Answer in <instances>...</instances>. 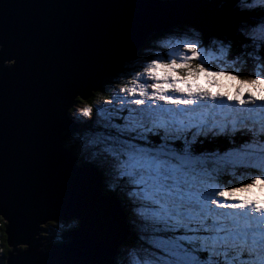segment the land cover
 I'll use <instances>...</instances> for the list:
<instances>
[{
	"label": "snow or ice",
	"instance_id": "obj_1",
	"mask_svg": "<svg viewBox=\"0 0 264 264\" xmlns=\"http://www.w3.org/2000/svg\"><path fill=\"white\" fill-rule=\"evenodd\" d=\"M239 5L252 11L264 8V0ZM157 39L170 52L128 53L107 71V84L73 89L62 101L65 120L56 129L55 152L73 166L60 163L52 194L25 204L24 236L12 237L25 254L40 245L33 233L42 230L41 221H59L48 229L59 239L71 220L67 236L77 237L83 220L74 208L88 206L101 227L79 242L87 258L57 264H264V11L241 29L238 41L189 29ZM132 56L144 60L141 70L123 69ZM16 64L0 42V70ZM223 76L239 80L235 94L213 91ZM201 77L207 86L197 83ZM217 138L223 147H200ZM240 168L247 182L236 177ZM96 177L100 183L93 186ZM113 194L132 222L130 238L115 253L100 207ZM9 211L0 207V221L7 216L8 231L16 233ZM63 247L61 240L39 257Z\"/></svg>",
	"mask_w": 264,
	"mask_h": 264
},
{
	"label": "water",
	"instance_id": "obj_2",
	"mask_svg": "<svg viewBox=\"0 0 264 264\" xmlns=\"http://www.w3.org/2000/svg\"><path fill=\"white\" fill-rule=\"evenodd\" d=\"M177 1L0 0V42L5 43L6 58L17 59L12 68L0 70V207H8L17 220L12 229L16 233L9 232L12 221L5 216L11 251L1 264H57L87 258L79 242L101 227L88 206L74 208L83 220L79 235L47 256L39 257L44 250L40 231L33 233L40 239L33 255L23 252V243L13 244L12 237L19 241L24 236L20 228L25 204L29 200L39 204L56 188L60 163L73 166L68 158L59 162L55 152L56 129L65 120L62 101L73 89L103 83L107 71L122 56L143 48L153 32L190 27L218 36L227 30L228 37L232 19L227 12L208 3ZM99 183L100 178H94L93 186ZM100 207L108 246L118 252L130 235L124 207L115 195ZM49 221H41L39 227ZM17 248L20 254H12Z\"/></svg>",
	"mask_w": 264,
	"mask_h": 264
},
{
	"label": "trees",
	"instance_id": "obj_3",
	"mask_svg": "<svg viewBox=\"0 0 264 264\" xmlns=\"http://www.w3.org/2000/svg\"><path fill=\"white\" fill-rule=\"evenodd\" d=\"M215 5H220L223 8L229 10L230 12L234 13L235 16L237 17L236 22L233 23V26L228 30V37L225 36V34L227 33V30L221 34V37H225L228 39H232L233 41H238L240 38V32L242 27L245 25L244 22H250L253 18H255L259 13H261L262 11H264V8H261L260 6H257V8H255L252 11H242L239 5V0H213ZM249 2H251V0H249ZM172 31V29L167 30V31H159V32H153L151 34H149L145 46L143 48L140 49V51L144 52V53H154V52H160L161 49H163L164 51H170L168 50V47L160 40H158V37L163 36V34ZM210 35V34H208ZM218 36V35H217ZM141 60H143L141 57H139ZM131 59H128L127 61H130ZM142 63H144V60L142 61ZM119 65V64H118ZM123 67V65H122ZM137 69L141 70V67L139 64H136ZM237 67H239V65H237ZM247 68H251L252 67V62L249 61L248 64L245 66ZM134 70V68L132 69ZM131 71V70H130ZM129 72V71H128ZM250 72H244L243 75H249ZM109 76L105 78V84H107L109 82ZM95 93V92H94ZM225 141L222 138H217V141L215 144L213 143H209V142H205V144L203 145V147H205L206 149L212 150L215 147H223ZM79 162V161H78ZM125 206V205H124ZM126 207V206H125ZM126 212H127V207L125 208ZM60 222L57 221V225ZM71 223V220H68L65 222L64 224V230L59 234V239L57 238L56 235H53V233H50L48 231L49 228H54L57 225H54L52 223V221H49L45 224H43L41 226V231H40V236H42L43 238L41 239V243H42V248H48L50 245L55 244V243H60L61 240H63L64 242H68L70 241V238L67 236V232L69 231L68 229V224ZM49 236L52 237V239H49ZM130 238V237H129ZM128 238V239H129ZM0 250L2 253V256H0L1 258V262L5 263L7 260V256L8 253L11 251V247L8 246V242H7V234H6V221H0Z\"/></svg>",
	"mask_w": 264,
	"mask_h": 264
},
{
	"label": "rangeland",
	"instance_id": "obj_4",
	"mask_svg": "<svg viewBox=\"0 0 264 264\" xmlns=\"http://www.w3.org/2000/svg\"><path fill=\"white\" fill-rule=\"evenodd\" d=\"M165 1H166V0H165ZM206 3H208V2H206ZM208 4H210V3H208ZM210 5H212V4H210ZM248 24H249V23L245 24L244 27H246ZM244 27H242V28H244ZM181 29H189V30H194V31H196V32H199V31H197V30H195V29H193V28H190V27H184V28H181ZM181 29H180V28H176V29H174V30H181ZM229 29H230V28H229ZM156 33H157V32H156ZM146 45H147V43H146ZM168 50H170V49L168 48ZM139 51H140V50H139ZM164 52H165V53H168V52H170V51L165 50ZM213 52H214V55H217V56L219 55V53L216 52L215 50H213ZM130 59H131L130 61H127V60H126V61L123 63V69H124L125 71H129V72H134V71L139 70V69H137L136 64L141 65L143 60H141L139 57H136V56L131 57ZM216 63H219V61H216ZM117 64H120V62L117 63ZM207 66H208V64L206 63V64H205V67H207ZM133 68H134V70H132ZM130 70H131V71H130ZM214 70H219V69H214ZM224 70L227 71V70H230V69H224ZM217 79H219V80L221 81V85H223L224 87L221 88V85H215V86H213V91L224 90V91H230L232 94H235V91H236V87H235V86H236L237 84H239V80L229 81V78H228L227 76L217 77ZM142 82H143V81H142ZM197 83H200V84H203V85L207 86V82H206V80H205L203 77H201L200 80L197 81ZM112 88H113L114 91L117 90V89L115 88V84L112 85ZM77 106H82V105H80L79 102H77ZM85 119H88V118H85ZM235 175H236V177H238L239 179L244 180L245 182H247L248 172H247L244 168H240L239 170H236V171H235ZM227 179L232 180L233 177H232L231 175H229V176L227 177ZM257 191H259V190L257 189ZM127 215H128V217H129V210H128V208H127ZM129 219H130V217H129ZM130 221H131V220H130ZM53 235H54V234H53ZM49 237H51V236H49ZM42 238H43V237L41 236V239H42ZM128 238H129V237H127L126 240H128ZM122 245H123V244H122ZM122 245L119 247L118 250L121 249ZM48 248H49V247H48ZM0 256H2L1 250H0ZM1 263H2V262H1V258H0V264H1Z\"/></svg>",
	"mask_w": 264,
	"mask_h": 264
},
{
	"label": "clouds",
	"instance_id": "obj_5",
	"mask_svg": "<svg viewBox=\"0 0 264 264\" xmlns=\"http://www.w3.org/2000/svg\"><path fill=\"white\" fill-rule=\"evenodd\" d=\"M182 86V85H181ZM121 200V199H120ZM121 202H122V200H121ZM122 205H123V207H124V211L126 212V207L124 206V203L122 202ZM127 213V212H126Z\"/></svg>",
	"mask_w": 264,
	"mask_h": 264
}]
</instances>
